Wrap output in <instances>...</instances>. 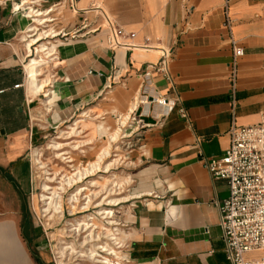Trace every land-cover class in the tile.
Masks as SVG:
<instances>
[{"label":"crops","instance_id":"obj_1","mask_svg":"<svg viewBox=\"0 0 264 264\" xmlns=\"http://www.w3.org/2000/svg\"><path fill=\"white\" fill-rule=\"evenodd\" d=\"M23 1L33 10L30 17L15 9ZM225 4L0 0V168L5 174L17 184L23 179L20 162L41 125L62 128L73 120L70 130H92L80 146L85 153L108 146L115 133L105 125L109 118L127 121L136 116L134 134L127 138L137 148L127 160L138 168L128 178L133 191L123 204L129 206L119 214L121 223L116 222L121 249L125 245V256L118 251L122 263L231 264L215 205L228 198V184L211 177L200 153L224 156L233 119L239 126L264 121V0H229L232 35L245 52L234 93ZM34 18L43 24L28 39L44 34L31 50L35 54L38 46H45L43 70L54 82L47 99L51 106L44 94L33 96L27 86L28 43L22 36ZM110 22L122 43L116 48L110 46ZM163 50L171 52V80L154 73L145 84V68L158 64ZM144 94L149 100L179 97L180 102L168 112L155 102L146 103ZM180 107L188 110L190 122L180 115ZM106 136L107 143L99 146ZM1 227L15 242L0 264H36L18 247L17 229L9 223Z\"/></svg>","mask_w":264,"mask_h":264},{"label":"rangeland","instance_id":"obj_2","mask_svg":"<svg viewBox=\"0 0 264 264\" xmlns=\"http://www.w3.org/2000/svg\"><path fill=\"white\" fill-rule=\"evenodd\" d=\"M41 56L45 57L44 54ZM44 73L45 70L40 78L45 77ZM122 121L125 120L109 118L105 121L110 132H116L118 128H121L122 132L118 143H111L110 137L108 141V136L100 141L99 146L108 141L106 145L111 143L112 148L109 157H105L98 168L93 165L102 150L96 147L95 150L86 149V152L82 153L80 148L85 146L83 140L90 136L92 130H79L80 133L70 130L68 127L74 123L72 120L62 128H42L44 125L39 127L41 131L34 135L23 161L20 162L23 165L24 177L18 182V187L8 183L0 173V227L3 223L18 227L21 218L27 213L37 234L36 245L40 247L45 264H98L97 261H113V257L108 256L106 252H100L101 249L96 250V247L108 245L114 248L109 242L108 234L113 227L117 228L112 222L121 223L119 214H124L129 206L123 204L126 194L133 191L134 183L129 182L128 178L138 168L127 160L130 152L137 148L136 143H128L129 138L124 137L134 134V129L130 128L132 122L127 119L122 125ZM74 146H77L76 151ZM37 149L38 156L35 152ZM97 153L99 154L96 155ZM116 154L119 156L115 157ZM36 156L44 163L45 169L36 166ZM106 166H109L108 173H105ZM90 170L93 172L88 174ZM92 181L98 185L90 184ZM44 185L51 186L52 190L44 192ZM80 187H87L88 190L80 193ZM58 195L60 198L55 199ZM46 197L59 200L61 209L55 211L52 206H48L50 200H44ZM114 199L120 200L112 203ZM57 206L59 207V204ZM110 211L114 212L113 215L107 213ZM90 216L91 220L88 219ZM82 221L89 222L90 228L82 226L78 229L79 226L76 225ZM119 227L123 228L122 230L125 228L122 224ZM20 241L17 239L18 247L21 246ZM92 251L97 253L99 258L93 257ZM120 251L121 255L125 256V250ZM19 253L22 257L23 254L20 251ZM4 257V253L0 255L1 259ZM19 260L21 261V258ZM114 262L116 264L118 261ZM12 264L15 263L12 261Z\"/></svg>","mask_w":264,"mask_h":264},{"label":"built area","instance_id":"obj_3","mask_svg":"<svg viewBox=\"0 0 264 264\" xmlns=\"http://www.w3.org/2000/svg\"><path fill=\"white\" fill-rule=\"evenodd\" d=\"M229 0L225 4L226 27L232 48V58L229 64V85L232 93L237 86L239 62L244 56V49L232 35V22L229 16ZM112 38L110 46L116 48L122 43L113 23L110 22ZM171 52L163 50L158 64H150L143 73L144 83L148 84L154 73H159L168 80ZM19 87V86H17ZM145 102H155L173 110L180 98L170 101L165 97L149 100L144 94ZM235 104L232 105V111ZM180 115L191 121L188 110L179 108ZM136 116L129 121L136 122ZM230 145L222 158L205 156L200 153L201 160L214 180H225L229 188V196L223 201L216 200L220 213V225L223 231L226 258L231 264H264V121L250 126H239L233 119L229 131ZM200 140H198V145ZM120 213V212H119ZM114 248L119 245L109 241ZM122 251L125 250L123 245ZM127 261L125 260L124 263Z\"/></svg>","mask_w":264,"mask_h":264},{"label":"bare ground","instance_id":"obj_4","mask_svg":"<svg viewBox=\"0 0 264 264\" xmlns=\"http://www.w3.org/2000/svg\"><path fill=\"white\" fill-rule=\"evenodd\" d=\"M15 9L18 10V11H23L22 12L23 13L22 14L23 17H30L33 14V10L28 5L27 1H23L22 4H16L15 5ZM30 20H32V19H30ZM34 22H35V24H32L29 27H27L26 31L23 33V36H22V39L25 42L28 43L27 47H28V55H29V61L25 62L24 69H25V72H26V75H27V86H28L29 92L33 96H36L37 94L43 92L45 94V96H46V100L44 102H45V104H47V103H49V101L47 99L49 98L50 91H51L50 87L48 85L49 84H53L54 82L52 83V81L49 78H46V77L40 78L42 76L41 73H42V71L44 69L43 65L46 63L45 62V58L42 57L41 54L47 55V53L44 52L45 51V46L43 44H41L40 46L37 47V50H36L35 54L32 53L31 45L33 43H35V44L39 43V41L42 40V37L44 36V34L41 33V34H38V36L36 38L34 37L31 40L28 39V38H31L33 36V34H35V32L39 30L38 26L43 24V21L40 18H34ZM47 86H48V88L46 89ZM49 105L51 106V103H49ZM123 124H125V121H123ZM98 128H99V131H101V129L103 131V129H104V128H102V126H99ZM134 128H136V127H134ZM71 129L74 130L73 127ZM127 132L131 133V131H127ZM77 133H79V132H77ZM120 134H121L120 130H117L115 133H113L112 136L110 137L111 138V143H113V142L114 143H116V142L118 143L119 142L118 139L120 137ZM108 135H110V134H108ZM60 137H58V138H60ZM124 137L126 138L128 136H124ZM111 143H110V145L105 146L104 148H102V153L98 156L97 162L94 163V165H93L94 167L98 168L99 163L102 162L105 157H109L110 149L112 148ZM85 144L86 143H84V145ZM75 147H77V146H75ZM35 152H36V155L38 156L39 150L37 149V150H35ZM57 155L59 156V154H57ZM37 156L35 157L36 166L39 169H45L44 163ZM118 156L119 155L116 154L115 157H118ZM109 166H106L105 173H108L107 170H108ZM92 172L93 171L90 170V171H88V174H90ZM92 176H94V175H92ZM79 179H81V178H79ZM103 179L106 180V182H109L108 179H106V178H103ZM77 184H79V182ZM90 184L98 185V183L93 182V181L90 182ZM93 186L94 185H92V187ZM80 188H81L80 193L85 192V191L88 190L87 187H80ZM43 189H44V192H48L49 190H52L51 186H49V185H44ZM55 194H58V193H55ZM57 198L58 199L60 198L59 195L55 199H57ZM55 199H53V197L52 198L46 197L44 200H47V201L50 200V203L48 204V206H50V207L52 206L55 209V211H57V210L61 209V206H60L61 202L59 200L55 201ZM119 200L120 199H114L111 202L112 203H117ZM58 204H59V207L57 206ZM107 213L109 215H113L114 212L110 211V212H107ZM88 219L91 220L92 217L90 216ZM112 223H115L116 226H117L116 222L113 221ZM89 225H90L89 222L82 221L79 225H76V226H79L78 229H80V227H82V226H88L90 228ZM118 235H119L118 234V229L116 227H113V229H111L110 233L108 234L109 241H112L113 243L119 245L118 248H112V247H109L108 245H106V246H97L96 247V250L101 249L102 251H100V252H103V253L106 252L108 254V256L113 257V261H111V260L97 261L98 264H115L114 261H116V260L118 261L116 264H121V261H122L121 255H118L119 254L118 251L121 249V247H120L121 243H119L120 242L119 241L120 238L118 239ZM121 238H122V241H123V237H121ZM14 242L15 241L13 240L12 235L10 233H8V232L5 233V232L0 231V255L3 254V253L5 255L7 250L13 251L14 250L13 249L14 248ZM94 252H95V250H94ZM91 254H92L93 257L99 258L97 253H93V251H92ZM0 261L4 262L5 260L0 258Z\"/></svg>","mask_w":264,"mask_h":264},{"label":"flooded vegetation","instance_id":"obj_5","mask_svg":"<svg viewBox=\"0 0 264 264\" xmlns=\"http://www.w3.org/2000/svg\"><path fill=\"white\" fill-rule=\"evenodd\" d=\"M17 237L21 242L20 248L36 264H45L42 260L40 247L36 245L37 234L27 213L21 218V222L16 227Z\"/></svg>","mask_w":264,"mask_h":264},{"label":"trees","instance_id":"obj_6","mask_svg":"<svg viewBox=\"0 0 264 264\" xmlns=\"http://www.w3.org/2000/svg\"><path fill=\"white\" fill-rule=\"evenodd\" d=\"M0 172L2 174H4V177L9 181L11 182L13 185H15L16 187H18V184L17 182L13 179V177L9 174H5V171L3 169L0 168Z\"/></svg>","mask_w":264,"mask_h":264},{"label":"water","instance_id":"obj_7","mask_svg":"<svg viewBox=\"0 0 264 264\" xmlns=\"http://www.w3.org/2000/svg\"><path fill=\"white\" fill-rule=\"evenodd\" d=\"M18 245V244H17Z\"/></svg>","mask_w":264,"mask_h":264}]
</instances>
